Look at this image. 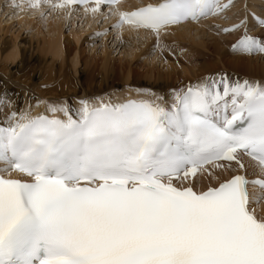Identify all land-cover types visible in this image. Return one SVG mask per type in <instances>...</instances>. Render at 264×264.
Masks as SVG:
<instances>
[{"label":"snow or ice","instance_id":"snow-or-ice-1","mask_svg":"<svg viewBox=\"0 0 264 264\" xmlns=\"http://www.w3.org/2000/svg\"><path fill=\"white\" fill-rule=\"evenodd\" d=\"M118 2L95 0L91 11ZM230 2L161 0L119 12L114 26L151 30L159 44L162 30ZM78 3L88 0L52 7ZM233 50L264 53V40L245 27ZM80 104L76 118L68 104L50 102L47 110L65 119L13 112L0 126V264H264V216L254 207L264 201V178L237 174L196 187L206 165L245 168L242 154L264 172V83L222 73L172 90L167 106ZM13 171L22 178L5 175Z\"/></svg>","mask_w":264,"mask_h":264},{"label":"bare ground","instance_id":"bare-ground-1","mask_svg":"<svg viewBox=\"0 0 264 264\" xmlns=\"http://www.w3.org/2000/svg\"><path fill=\"white\" fill-rule=\"evenodd\" d=\"M158 1L123 0L115 7L104 10L100 8L93 13V4L80 9L69 6L53 8L52 4L59 2L51 0V3H42L39 8H33L29 6L28 0H15V5L13 0H0V25L3 10L11 13V18L17 19L23 27L40 20L38 24L33 22L35 27L31 25L30 30L27 29L29 38L21 46L15 43L17 36L3 39L0 35V80H3L0 82V98L3 99V103H0V126L6 127L12 122L8 117L13 112L17 113V118L20 113L27 112L30 116L47 113L65 119L63 113L43 111L48 105V98L54 96L81 95L82 98L76 104H68L73 109L71 114L76 116L75 110L81 107V100H87L90 106H99L101 102L124 103L128 98H134L152 100L167 106L172 99L168 89L182 91L190 83L195 84L209 75L223 73L233 81L248 79L264 83V53L233 50V45L240 37L238 31L243 26L237 28V31H223L229 28L227 23L230 25L247 18L245 27L249 32H254L249 35L264 40V25L259 24L255 18H264V0H231L226 8L228 20L223 19L219 13L199 21L169 26L166 31H161L159 44L151 30L137 29L129 24L120 28L114 26L119 20V12L145 4H156ZM220 2L228 3L229 0ZM236 8L239 9L232 13ZM45 11L49 12L43 17ZM99 18L104 19L102 30L109 35L112 31L116 34L109 46L105 36L97 44L95 33L86 29L92 23L98 24ZM75 19L80 22L77 28L73 24ZM68 22L72 26L68 34H63L62 27ZM108 24L112 28L111 32L105 30ZM85 31L86 34L80 39L79 35ZM171 47L185 52L179 55L175 53L177 48L175 52L166 51ZM37 51L51 56L48 64L42 63L38 67V61L35 68L33 64L38 59L32 58ZM113 51L119 53L118 57L112 54ZM78 63L79 70L76 68ZM10 64L12 70L8 67ZM51 65L55 70L52 82L41 89H32L29 85L49 80ZM159 96H163L164 100L157 101L156 97ZM241 158L245 164L243 169L235 162L231 166H228V162H219L225 165L223 168H217L214 164L206 165L197 174L196 187L206 189L216 186L236 173L246 175L249 179L264 175L255 161L244 154ZM249 191L252 193L258 191V188L250 185ZM254 207L258 215L264 216V201Z\"/></svg>","mask_w":264,"mask_h":264},{"label":"rangeland","instance_id":"rangeland-1","mask_svg":"<svg viewBox=\"0 0 264 264\" xmlns=\"http://www.w3.org/2000/svg\"><path fill=\"white\" fill-rule=\"evenodd\" d=\"M224 2V1H223ZM239 8H236V9H234V10H232L231 12L233 13V12H235V11H237ZM241 9V8H240ZM226 8L221 12V17L223 18V19H225V20H228L229 18H228V13L226 14ZM248 10V9H247ZM250 10V9H249ZM225 11V12H224ZM241 11H242V9H241ZM48 12L49 11H45L44 12V14L42 15L43 17L44 16H46L47 14H48ZM230 12V13H231ZM226 15V16H225ZM261 18H262V16H261ZM37 19V18H36ZM103 18H99V20H98V24L97 23H92V24H90L89 26H87V28H86V25L84 26L86 29H89L88 31H90V32H94L95 33V40L97 41L96 43L98 44H100L101 43V37H106V43H107V45L109 46L110 45V43L111 42H113V37L116 35L115 34V32H111V30H112V28H110V26H109V24L106 26V28H105V30H107V29H109V32H111V35H109V34H107L104 30H102L103 28H104V26H102V22H103ZM242 20V19H241ZM240 21V20H239ZM239 21L238 22H236V23H233V24H230L229 25V23H227L226 25H227V27H229V28H231L233 25H236V24H239ZM1 25H0V27L2 28V30L0 31V35L2 36V38L3 39H8V38H10V37H12V38H15V36H17L16 38H15V43H16V45L18 46V45H20L21 46V44L23 43V41L24 40H27L29 37V35H30V33H28V31L30 30V28L32 27L31 25H33V27H35V25L36 24H33V22L35 23H39L40 22V20H39V22L38 21H33V22H31V24H29L28 25V27L27 26H22V24L20 25L19 23H18V21H17V19H14V18H11V13H9L8 14V11H4L3 10V12L1 13ZM76 23V24H75ZM70 24V25H69ZM74 27H78L77 25L78 24H80V22L78 21V19H75V21H74ZM94 25H96V26H94ZM71 26H72V24L70 23V22H68L67 24H65V25H63V27H62V31H64L63 32V34H68L69 33V30H70V28H71ZM93 26H94V28H93ZM222 26H224V24L222 25ZM246 26V25H245ZM27 27V28H26ZM29 28V30H27ZM234 30H236V29H234ZM238 30V29H237ZM236 30V31H237ZM34 31V30H33ZM33 31H31V32H33ZM87 31V32H88ZM100 31H102V32H100ZM104 32V33H103ZM28 33V34H27ZM96 33H103L102 35H96ZM27 34V35H26ZM84 34H86V31L83 33V34H80L79 36H80V39H82V37L84 36ZM106 34V35H105ZM244 34V28H242L241 29V31H240V37L242 36ZM24 37V38H23ZM22 38V39H21ZM233 41V40H232ZM234 42V41H233ZM101 48H103V45L101 46ZM177 47H171V48H167V50L166 51H172L173 52V50H174V52H175V49H176ZM111 49V48H110ZM177 49H179V48H177ZM177 49H176V52L175 53H177V54H179L180 55V53L182 52V53H184L185 52V50H181V49H179L178 51H177ZM185 49V48H184ZM186 51H188L187 49H186ZM37 53V54H36ZM41 53H43L42 51H37V52H35L34 53V56L35 57H33L32 58V60H36V59H38V60H36L35 61V63L33 64V66L35 67V68H37L35 65L38 63V61H39V65H38V67H40L41 65H42V63H45V64H43V65H46V64H48V62H49V58H50V54H48L47 56L46 55H42ZM187 53V52H186ZM261 53V52H260ZM38 54H40V57H39V55ZM113 55H115L116 57H118V55H119V53L117 54L116 53V51H113V53H112ZM254 55V54H253ZM46 56V57H45ZM31 60V61H32ZM45 61V62H44ZM47 61V62H46ZM9 63V61L7 62V64ZM13 65H14V63H13ZM53 65H51L50 66V68L49 69H51V73H50V76H49V80L47 79L46 81H41V82H39V83H36L35 85H29L32 89H34V90H37V89H41V88H43V87H46V86H48L51 82H52V80L54 79L53 78V76L55 75V74H53V73H55V70L53 71V69H54V66L52 67ZM8 67L10 68V67H12V64H10V65H8ZM76 68L79 70L80 69V64L78 63L77 65H76ZM11 69V68H10ZM12 70V69H11ZM53 71V72H52ZM76 76H78V74H76ZM43 79H46V78H44L43 77ZM33 81H35V78H33ZM0 82H3V80H0ZM48 84V85H47ZM181 86V84L180 85H178V87L177 88H179ZM176 88V89H177ZM168 92H169V95L172 93V91L170 90V89H168ZM82 98V96L81 95H74V94H71V95H67V96H65V97H59V96H54V97H50V98H48V103H56V102H66L67 104H69L70 102H72V103H77L80 99ZM69 105H71V104H69ZM44 112H49L48 110H47V105H46V107H45V109L43 110Z\"/></svg>","mask_w":264,"mask_h":264}]
</instances>
